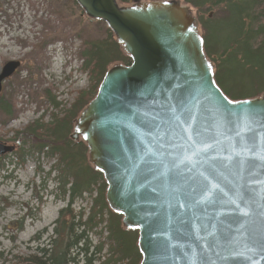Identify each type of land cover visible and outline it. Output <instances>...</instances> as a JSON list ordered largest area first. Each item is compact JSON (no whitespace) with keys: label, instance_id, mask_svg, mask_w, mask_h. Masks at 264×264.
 Here are the masks:
<instances>
[{"label":"water","instance_id":"obj_1","mask_svg":"<svg viewBox=\"0 0 264 264\" xmlns=\"http://www.w3.org/2000/svg\"><path fill=\"white\" fill-rule=\"evenodd\" d=\"M74 1L130 57L104 72L69 139L137 231L138 264H264V91H222L183 0ZM18 65L3 64L0 90Z\"/></svg>","mask_w":264,"mask_h":264},{"label":"rangeland","instance_id":"obj_2","mask_svg":"<svg viewBox=\"0 0 264 264\" xmlns=\"http://www.w3.org/2000/svg\"><path fill=\"white\" fill-rule=\"evenodd\" d=\"M191 7L196 17L213 13H198ZM106 28L103 21H90L72 0H0V69L8 61L19 62L0 90V104L10 109V114L0 111V142L15 146L0 155V264H20L39 257L38 249L58 238L53 228H59L56 220L60 210L67 207L68 196H61L54 179L57 155L33 151L37 140H30L23 147L26 155L20 158L16 131L35 123L46 124L56 115L61 117L76 95L88 88L90 80L81 66V51L88 41L105 38ZM85 154L87 161V151ZM98 186H92L91 195L82 193L74 199L70 211L59 218L75 222L81 211L84 220ZM103 216L106 218V213ZM104 224L84 231V240L70 250L74 259L69 264H98L106 258ZM82 229L75 232L79 234ZM99 244L100 260L95 259L98 252L94 251Z\"/></svg>","mask_w":264,"mask_h":264},{"label":"trees","instance_id":"obj_3","mask_svg":"<svg viewBox=\"0 0 264 264\" xmlns=\"http://www.w3.org/2000/svg\"><path fill=\"white\" fill-rule=\"evenodd\" d=\"M119 1L126 3L129 0ZM183 1L195 7L198 13L213 11L211 16L197 18L203 29L204 50L214 63V79L222 91L233 99L255 96L264 91V0ZM72 2L77 5L74 0ZM105 33V38L88 41L81 51L84 59L81 66L87 71L90 80L88 88L76 95L74 102L66 108L61 117L56 115L46 124L35 123L24 130L16 131L15 140L22 150L18 154L20 158L23 159L26 155L23 147L30 140H37L35 146H32L33 151L57 155L53 169L58 174L54 179L61 196H68L67 207L61 209L59 214L70 211L69 207L74 199L81 197L82 193L91 195L92 186L96 183L99 185L84 220L81 211L77 214L78 221L75 222L73 219L69 222L61 220V215L57 217L59 228L53 229L58 238L49 240L51 242L45 243V247H40L39 257L27 259L37 264H69L74 259L70 256V250L84 240V231L92 230L104 221L108 252L106 258L98 264H138L141 258L135 246L137 231L124 230L120 225L121 216L112 213L108 208L104 198L106 184L102 174L95 171L86 161L85 143H75L67 139L73 119L92 99L107 68L114 63L128 64L130 61V57L123 53L119 43H116L113 33L108 28ZM50 100L54 104V99ZM0 111L10 114L6 104H0ZM61 140L63 143L59 144L58 141ZM79 227L83 229L77 234L75 229ZM101 246H95L94 251L98 252L95 259L100 260Z\"/></svg>","mask_w":264,"mask_h":264},{"label":"snow or ice","instance_id":"obj_4","mask_svg":"<svg viewBox=\"0 0 264 264\" xmlns=\"http://www.w3.org/2000/svg\"><path fill=\"white\" fill-rule=\"evenodd\" d=\"M249 124H251V121H249ZM248 130L251 131L252 129L249 127ZM261 159H264V157H261Z\"/></svg>","mask_w":264,"mask_h":264}]
</instances>
